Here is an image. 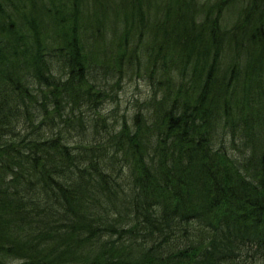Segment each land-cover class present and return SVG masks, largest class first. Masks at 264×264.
Returning a JSON list of instances; mask_svg holds the SVG:
<instances>
[{"label":"trees","instance_id":"16d2710c","mask_svg":"<svg viewBox=\"0 0 264 264\" xmlns=\"http://www.w3.org/2000/svg\"><path fill=\"white\" fill-rule=\"evenodd\" d=\"M0 264H264V0H0Z\"/></svg>","mask_w":264,"mask_h":264},{"label":"rangeland","instance_id":"374dc122","mask_svg":"<svg viewBox=\"0 0 264 264\" xmlns=\"http://www.w3.org/2000/svg\"><path fill=\"white\" fill-rule=\"evenodd\" d=\"M137 66L136 61H133V67L130 68L129 74H124V77L120 79V86L116 91V97L108 102H104L98 107L97 113L102 118L100 122L106 119L107 123L117 125L121 121L123 122V118L131 121V116L138 110L140 104H142L144 100L146 101L149 95H152L153 91L150 88L151 86L147 76H145L143 72L139 74ZM76 110L83 111L85 115H90L93 112V110L88 107L86 109L80 107L76 108ZM78 130L79 127H75L73 135H76ZM99 131L101 133H97L99 134L97 136H103L104 131L101 126H99ZM77 137L79 138V136Z\"/></svg>","mask_w":264,"mask_h":264}]
</instances>
